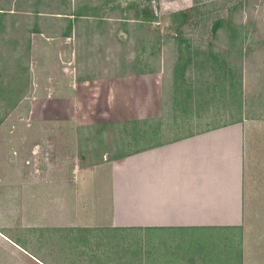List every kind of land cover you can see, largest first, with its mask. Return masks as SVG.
<instances>
[{
	"label": "crops",
	"instance_id": "1",
	"mask_svg": "<svg viewBox=\"0 0 264 264\" xmlns=\"http://www.w3.org/2000/svg\"><path fill=\"white\" fill-rule=\"evenodd\" d=\"M65 17L62 32L28 37L27 120L6 138L8 153L0 148L1 172L18 174L16 191L9 187L0 202V264H69L71 250L89 264L74 245L89 241L83 231L108 227H143L150 264L165 252L158 244L199 231L213 240L211 264H264V89L257 117L242 107L223 112L224 121L187 126L161 69H106L84 53L100 36L86 33L89 16ZM105 123L123 129L134 148H92ZM95 126L100 134L90 141L84 132Z\"/></svg>",
	"mask_w": 264,
	"mask_h": 264
},
{
	"label": "rangeland",
	"instance_id": "2",
	"mask_svg": "<svg viewBox=\"0 0 264 264\" xmlns=\"http://www.w3.org/2000/svg\"><path fill=\"white\" fill-rule=\"evenodd\" d=\"M75 12L89 16L83 24L90 28L86 33L96 30L100 34L93 38L98 45L84 53L101 59L108 70L113 62L121 71L161 69L164 81L170 78L174 83L177 119L186 120L187 126L224 121L228 116L223 112L234 113L242 107H249L248 115L258 116L259 92L264 89V0H0L2 155L10 149L6 138L16 135L27 120L31 31L62 32L69 28L65 16ZM179 12L185 17H180ZM87 39L91 36L87 35ZM194 96L201 97V104L209 100L202 104L201 112V104L195 105ZM111 124L99 126L105 127L106 133L97 147L96 142L89 145L109 152L134 148L123 129H109ZM96 127L84 132L90 141H96L100 134ZM1 171L0 163V202H5L9 200H5L6 193L16 191L10 182L18 174ZM195 233L196 239L185 241L181 232L178 242L158 244L165 250L160 253L165 260L156 255L152 263L211 264L213 240L200 231ZM74 235H81V231ZM82 235H88L89 241L75 244L74 249L83 246L82 252H87L83 261L90 256L89 264L151 263L143 227L91 228ZM223 250H216V254L223 255ZM93 251L106 254L95 257L89 253ZM78 263L77 254L71 250L69 264Z\"/></svg>",
	"mask_w": 264,
	"mask_h": 264
},
{
	"label": "trees",
	"instance_id": "3",
	"mask_svg": "<svg viewBox=\"0 0 264 264\" xmlns=\"http://www.w3.org/2000/svg\"><path fill=\"white\" fill-rule=\"evenodd\" d=\"M77 13H79V12H75V14H77ZM178 14H179V16L182 17V18L185 17V14H184L183 12H179ZM35 30H36V29H34L33 31H35ZM175 80H176V78H175Z\"/></svg>",
	"mask_w": 264,
	"mask_h": 264
}]
</instances>
